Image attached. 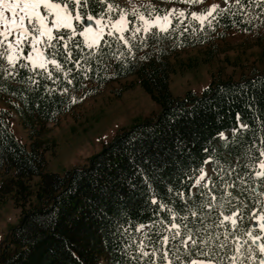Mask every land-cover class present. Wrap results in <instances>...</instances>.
I'll list each match as a JSON object with an SVG mask.
<instances>
[{
  "label": "trees",
  "instance_id": "1",
  "mask_svg": "<svg viewBox=\"0 0 264 264\" xmlns=\"http://www.w3.org/2000/svg\"><path fill=\"white\" fill-rule=\"evenodd\" d=\"M179 3L178 9L186 13L207 9L203 3ZM242 3V9L237 6L215 19L210 17L211 26L190 15L183 25L174 20L168 33L155 29L157 35L148 38L146 46L133 41L131 52L107 35L111 47L101 41L99 49H89L83 37L76 35L68 42L72 59L66 61L61 54L54 57L62 66L59 72L53 65L47 71L20 68L24 61H19L11 76L0 71V100L10 108H0V172L6 175L0 198L10 197L22 210L20 223L1 248L0 264H149L154 257L143 256L141 244L146 252L155 250L156 264H167L160 258L165 235L169 244L163 250L174 264L206 259L197 249L180 244L188 230L198 242L212 237L211 247L217 253L214 264H230L235 237L225 236L233 232L230 222L218 226L223 219L220 213L228 215L230 207L247 205L245 218L238 223L248 230L254 225L247 219L250 212L259 214L264 209V181L256 176L264 171L259 168L264 159L259 154L264 148V69L238 80L215 79L201 95L188 92L175 97L170 83L183 51L205 46L213 52L212 58L218 53L216 41L233 31L248 33L264 45V7L248 0ZM154 9L156 14L165 13ZM83 11L99 18L107 10L90 0ZM140 11L146 17L153 13L148 6ZM117 17L112 14L113 20ZM127 19L135 20L130 13ZM76 28L79 31L82 25ZM53 43L58 53H64L63 41ZM4 68L9 67L1 60L0 69ZM129 79L133 80L120 92L139 85L160 112L117 134L83 168L49 172L39 143L45 127L102 88ZM10 110L28 131L30 146L13 134ZM207 163L212 175L201 183L207 187H195ZM173 213L174 222L181 225V235L174 241L166 230ZM257 234L261 235L253 231ZM237 235L239 243L248 241L241 252L247 255L251 245L260 257L249 237L242 231ZM225 241L226 247L219 249L217 245ZM189 251L193 255H187Z\"/></svg>",
  "mask_w": 264,
  "mask_h": 264
},
{
  "label": "rangeland",
  "instance_id": "2",
  "mask_svg": "<svg viewBox=\"0 0 264 264\" xmlns=\"http://www.w3.org/2000/svg\"><path fill=\"white\" fill-rule=\"evenodd\" d=\"M113 1L115 5H119L120 9H124L128 13H131L133 6L140 10L151 5L153 9L159 7L165 12L180 7L177 0ZM213 3L226 7L223 0H207L202 6L209 8ZM112 14L119 16L120 13L119 11L111 12L104 18L102 25L108 24L109 18L113 19ZM6 15L10 16L11 14L6 13ZM155 15L156 13L153 11L146 18ZM86 23L92 24L93 22L86 21ZM73 24L75 27L79 25L75 20ZM102 25L93 24V27L98 28ZM135 26L142 27L138 19H135ZM108 30H110V26L105 29V32ZM216 43L218 44V53L212 58L209 57V54H213V52L205 46L191 48L181 53L180 68L177 67L170 83L171 92L175 97H185L188 92L201 95L203 90L215 79L238 80L250 75L252 71L264 69V45L261 46V42L250 34L233 31L224 40L216 41ZM28 51L29 49L25 47L24 56H27ZM1 60H4V66L10 68L3 57H0ZM20 61L30 63L24 59ZM50 65L48 64L47 68ZM132 80L112 83L102 88L98 94L85 98L72 111L61 116L57 122L49 123L45 127L39 143L45 153L49 172L63 174L69 169L83 168L89 163V159L102 151L104 146L112 141L117 134L143 123L145 119L160 112V107L139 85L120 92L123 86L130 84ZM0 108L10 109L8 104L2 100H0ZM10 125L15 137L22 144L30 146L33 141L29 138L28 131L24 129L14 110H10ZM203 171L208 175L201 183L212 175L209 163ZM5 177V173L0 172V187ZM37 181L38 179H35L34 183ZM21 213L22 210L10 197L0 198V253L10 230L20 223ZM261 242L263 241H257V243ZM259 258H257L256 264H258ZM244 264H253V261L248 259Z\"/></svg>",
  "mask_w": 264,
  "mask_h": 264
},
{
  "label": "snow or ice",
  "instance_id": "3",
  "mask_svg": "<svg viewBox=\"0 0 264 264\" xmlns=\"http://www.w3.org/2000/svg\"><path fill=\"white\" fill-rule=\"evenodd\" d=\"M95 2L105 6L107 10L106 12H101L99 18L83 11L89 7L90 0H61V2H54V0H0V26H2L0 27V57H3L8 65H10V69L4 68L0 69V71H7L11 76L13 75L12 70H15L19 61L24 59L30 63H20V68H30V70L35 71L39 67L47 71V65L51 64L59 72L62 70V66L54 57L61 54L64 55L66 61H70L73 54L72 50L68 47V42L76 35L84 37V41L89 49L94 47L99 49L101 41H104L105 44L111 47L108 41L105 40V35H107V37H111L117 42H123V45L127 46L128 51L131 52L133 41L138 40L140 44L146 46L147 39L157 35L155 29H158L162 33H168L173 25V21L175 20L178 25H183L186 15H190L192 19L199 21L201 24L208 21V25L211 26L212 21L209 19L210 17L215 19L216 16L228 12L232 8L239 6L242 9L244 7L242 0H235L234 4L230 0H223L226 7L213 3L203 12L188 13L184 10L173 8L167 10L163 15L157 12L154 17L146 18L144 12H141L138 7L133 6L130 15L141 22V27L135 26V20L127 19L126 17L129 13L124 9H120L119 5L110 3L108 0H95ZM177 2L199 5L204 0H177ZM248 2L255 3L256 7H264V0H248ZM69 5H72V7L70 8ZM148 9L156 11L151 5L148 6ZM113 11H119L118 18L115 20L109 18L108 24L102 25L105 16ZM6 13H10L11 15H6ZM214 14L216 15L214 16ZM74 20L82 25L79 31L73 24ZM86 21H92L93 23L89 24ZM93 24L102 26L94 28ZM129 25H133V27H129ZM109 26L110 30L105 32V29L109 28ZM184 30L187 31V27ZM125 33H130V35L126 37ZM141 33L143 35H140ZM54 40L63 41L61 47L64 49V53H58L57 46L53 43ZM25 47L29 49L27 56H24ZM47 76L50 79L52 73L48 71ZM0 79H2V76H0ZM68 82L71 83V81ZM241 127H246V125H241ZM259 154L260 157H264V148L259 150ZM259 168L264 169V159L259 161ZM200 172L201 175L195 180V184L200 187H207L206 184L202 185L201 181L208 174L203 169H200ZM256 176L264 181V171H257ZM212 199L215 200V197ZM152 203L157 202L153 200ZM228 204L231 205L232 201L229 200ZM160 207L166 206L160 205ZM246 209L247 205H241L240 207L232 206L228 209L230 214L225 215L224 212L220 213L223 219L219 221L218 226H224L225 222H230L233 232H226L225 236L233 235L235 237L232 242L235 254L229 258L230 264H244L246 259L256 264L257 253L251 245L246 248L247 255L241 252L244 245H248L247 240H244L243 244L239 243L240 235H237V233L241 231L243 235L251 239L252 245L256 246L260 254L258 264H264V242L257 243V241H264V235H253V231L264 233V209H261L259 214L256 211H251L247 219L254 222V227L253 229L243 230L242 225L238 221L245 218L243 212ZM193 215H196V213H193ZM181 219L186 220L187 217H181ZM175 220L176 214L173 213V222H171L170 228L166 229L170 232L173 241L181 235V225L175 223ZM185 228H187V225H185ZM186 235L187 239H181L180 244L186 249L189 247L195 248L198 255L206 257V259H192L188 264H214L217 253L211 247L212 237L201 239L198 242V239L194 238L191 230H188ZM226 243V241L220 242L217 247L223 249L226 247ZM160 244L162 246L160 258L167 261V264H174L173 260L169 259L168 251L163 250L169 244V236H163ZM144 247L143 244L140 245V251L143 256L154 257L149 261V264H156L155 250L149 253L144 251ZM187 255L191 256L193 253L189 251ZM176 259L180 260V256H177Z\"/></svg>",
  "mask_w": 264,
  "mask_h": 264
}]
</instances>
